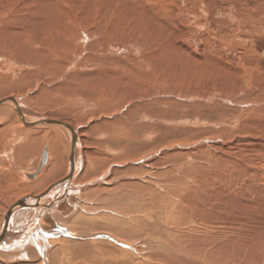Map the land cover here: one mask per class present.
<instances>
[{"label": "rangeland", "instance_id": "1", "mask_svg": "<svg viewBox=\"0 0 264 264\" xmlns=\"http://www.w3.org/2000/svg\"><path fill=\"white\" fill-rule=\"evenodd\" d=\"M11 2L0 6V101L15 96L28 116L77 129L85 149L77 181L84 214L133 207L128 191L137 193L141 185L171 199L165 181L208 172L224 194L229 188L235 194L237 227L264 234V0ZM39 4L60 7L67 20L52 18L54 8L43 14ZM66 21L70 39L52 32L55 48L50 26ZM5 107L11 109L0 111ZM13 125L0 138V223L17 200L42 193L69 168L68 134L57 138L49 128H30L34 153L16 139L21 127ZM46 145L61 154L60 169L46 187L29 190L39 176L29 174L40 167ZM241 204L251 206L249 212ZM150 212L158 213L139 217ZM146 238L154 246H144L141 256L149 259L159 252L158 239ZM9 253L14 260L0 264L33 262Z\"/></svg>", "mask_w": 264, "mask_h": 264}, {"label": "bare ground", "instance_id": "2", "mask_svg": "<svg viewBox=\"0 0 264 264\" xmlns=\"http://www.w3.org/2000/svg\"><path fill=\"white\" fill-rule=\"evenodd\" d=\"M4 1L8 2V0H0V6L3 4L5 6ZM27 7L25 5L23 9L25 10ZM36 8L41 9L43 14L54 8L56 15L49 13L52 18L61 21L66 19L65 13H61L60 7L39 4ZM36 12L35 14H37ZM37 20L40 22V19H34L35 22ZM66 22V25L54 24V26L51 23L50 28L52 29L48 33L51 38L50 41L54 44L56 38L52 32L61 36L63 40L69 41L70 37H68L67 32L70 24L69 21ZM27 47L22 46L25 49ZM43 57L45 58L44 54ZM1 101L5 102L0 104V108L7 105L11 109L5 107L0 111V138L2 137L1 134H8L10 130H13V124L18 123L21 130H17L18 133L15 137L19 140L23 139L22 144L24 141L29 143V151L34 150L35 153L37 150V147L36 149L32 148L34 139L33 141L31 139L34 136L28 134L30 128H49L53 131V136L57 138H62L65 133L68 134L70 149L69 168L67 171L65 170L67 173L64 176L38 195L21 197L20 200L12 204L5 215L3 214L4 216L2 215L4 218L0 223V253L4 254L0 255V260H7L8 258L14 260V257L10 255L12 253L9 252H18V259L21 261L32 260L34 264H264V234L252 233L253 229L247 227L246 224L240 227L241 229L237 227L235 222L236 211L231 208L234 201L232 195L235 194H232L231 188L225 189L226 194H224L221 184L219 185L217 179L214 180L215 176L208 172L203 175L198 174V176L197 174L196 176L193 174L185 176L182 173L180 179L172 178L165 181L164 187L170 189L171 199H167L168 194L162 195L164 193L161 191L158 193L152 187L141 185L137 193L128 191V195L135 202L133 207H126L125 211H121L120 206L114 208L110 205L106 208L108 214L94 217L95 215L88 212L91 215L88 217L84 214V207L82 209L84 201L80 198L81 188L77 184L79 174L85 163V149L77 129L68 122L28 116L29 110H26L22 100L15 96L4 98ZM12 120L16 122H12ZM43 120L56 121L57 123L38 124ZM121 133H119L120 136L123 135ZM73 138L76 140L74 146ZM9 140L10 138L8 143ZM16 144L18 145L19 142ZM40 152V167L34 174H29V176L35 177L39 175L35 182L36 186L34 185L29 189L32 191H40L51 183L48 181L51 173L55 172L60 165L58 155L61 154L59 151L54 150L51 153L46 145L44 150ZM21 153L23 152L21 151ZM45 153L46 156L43 158ZM42 160H46L43 166ZM196 168L204 169L203 166ZM220 177L217 176V178ZM196 180L199 182L196 183ZM189 181H192L193 184H189ZM221 181L224 182L225 178L219 179V183ZM157 195L161 197L160 202ZM21 201H27V203L24 202L26 205L18 206ZM237 206L234 205V207ZM240 206H245L243 207L245 212L251 207L248 204H241ZM149 210L158 213L150 212L146 218L139 217L141 213H147ZM247 217L249 219V216ZM18 218L22 220L21 225L17 224ZM249 220L244 222L248 224ZM66 226H69L71 230ZM86 231L91 232V234H86ZM148 236L152 238L151 240L158 239L159 252L157 255H150L151 261L150 258L141 256L144 246L148 248L154 246V242L148 243L149 240H146ZM68 256L70 260H67Z\"/></svg>", "mask_w": 264, "mask_h": 264}, {"label": "water", "instance_id": "3", "mask_svg": "<svg viewBox=\"0 0 264 264\" xmlns=\"http://www.w3.org/2000/svg\"><path fill=\"white\" fill-rule=\"evenodd\" d=\"M4 102H5V101H1L0 104H1V103H4ZM17 108H18V106H17ZM52 122H53V123H54V122L57 123L56 121L43 120V121H41V122L38 123V124H41V123L51 124ZM75 141H76L75 138H73V141H72V142H73V146H74V144H75ZM45 156H46V153L44 154V157H43V158H45ZM45 161H46V160H42V166L45 164ZM24 202L27 203V201H21V202L19 203L18 206L26 205V203H24ZM31 203H32V202H31Z\"/></svg>", "mask_w": 264, "mask_h": 264}]
</instances>
